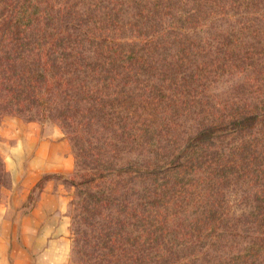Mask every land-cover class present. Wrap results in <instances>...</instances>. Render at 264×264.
Returning <instances> with one entry per match:
<instances>
[{"label": "trees", "instance_id": "trees-1", "mask_svg": "<svg viewBox=\"0 0 264 264\" xmlns=\"http://www.w3.org/2000/svg\"><path fill=\"white\" fill-rule=\"evenodd\" d=\"M260 1L0 0V116L56 119L76 143L91 124L111 135L107 151L85 138L72 174L82 218L99 217L88 264L264 263ZM242 59L255 78L221 96L212 84ZM114 139L134 152L122 165Z\"/></svg>", "mask_w": 264, "mask_h": 264}, {"label": "crops", "instance_id": "crops-1", "mask_svg": "<svg viewBox=\"0 0 264 264\" xmlns=\"http://www.w3.org/2000/svg\"><path fill=\"white\" fill-rule=\"evenodd\" d=\"M10 120L14 127L9 135L0 129V154L9 179L0 200V264H64L69 248L67 191L53 178L35 187L43 174L71 169L68 142L61 136L50 138L45 125L34 121L6 116L2 123Z\"/></svg>", "mask_w": 264, "mask_h": 264}, {"label": "rangeland", "instance_id": "rangeland-1", "mask_svg": "<svg viewBox=\"0 0 264 264\" xmlns=\"http://www.w3.org/2000/svg\"><path fill=\"white\" fill-rule=\"evenodd\" d=\"M256 7L257 8L261 7L262 9H264V0L256 3ZM203 22L206 23V21H203ZM215 24H217V22H215ZM232 51L234 54L236 53L238 55H242L241 51H236L234 49ZM201 54L203 56L204 55L209 56L208 60L206 61L207 64L216 63L213 61L214 54L211 52V50L209 51L208 54H203V53ZM255 68L258 72H261L264 74V71L262 70L261 66H258L257 64H255ZM231 70H232L231 74H228V76L226 77L227 83L222 81L223 83L219 82L216 85L212 84L213 90L215 89V91L221 96H224L226 94H232L233 92H235L236 90H239L241 87L244 86V83L248 79V77L251 79H254L255 78L254 76H256L255 71H253L252 67H249L245 59H242L240 62H236L235 67H233ZM139 113L145 116L144 114L145 112L142 109H140ZM6 116H15V118H18L24 121H34L40 124L41 126L45 125L44 128H46L45 132L47 133V136H49L50 138L61 136L68 142L69 149H70L69 152H70V156L72 159L71 169L67 173L43 174L38 180V182L40 183V187H41L45 179L53 178L57 182L63 184L62 188L67 191L66 195L68 198H67V203H66V215H67V221H68L67 229H68V238H69V248H68L67 258L64 264H88L90 263L92 259L87 260L86 255L83 252H80V248H82L83 250L84 248L91 249L92 244L96 242V238L94 236L92 229L90 228L89 222L99 217L93 216V218H90V219L87 217L82 218L83 216H81V213L79 212L80 207L76 203V190L74 186L71 185L72 184L71 182H73L72 177L74 176L72 174H75V172L79 169L80 170L87 169L85 165L86 163L84 164L85 161H84L83 155L85 154L82 151V149L85 150V153L88 154V149L86 148V144H89V142L85 141L84 139L86 138L87 140H90L91 146H94L97 148L101 147L103 150L107 151L106 150L107 148L103 146L101 141L104 136L108 137L111 135L107 133L98 124H91V125L86 126L87 130H84L85 132V134H83L84 138H82L79 141V143H76V141L72 140L71 138L74 135L73 130H70V128L66 126L64 122L60 123V121L56 119H52V120H49L48 118L45 119L40 114H37L35 112L27 113V115H16V114H11V113L1 114L0 129L3 130L4 133L8 132V135L11 132L10 129H13L14 127V122L10 120L8 123H4V122L2 123L3 118ZM178 123L179 125L176 127L177 131H175L176 135L174 134V131L172 132H173V136L176 138L175 142L181 147H184L185 145H188V142H187V139H185V136L187 137L190 135V132L192 130L191 121L185 119V120L178 121ZM180 136H184V137L182 138ZM3 138L10 140V138L4 137V136ZM115 141L116 139H114L111 142H108V141L106 142L107 144L111 143L112 145L115 146L116 150L118 151L116 152L117 157H113V156L111 157V155L108 152L105 153L106 154L105 156L108 157L107 159H109L112 163H114L115 166H117V165H122L124 163L125 158L127 157L129 158L133 156L134 152L131 149L121 150L120 147L122 146V143L119 144V142H115ZM0 162L2 165V169H3V172L0 173V200H1L2 194L5 192V190L7 189L9 185V179L4 169L1 154H0ZM35 188L37 189L38 187H35ZM35 188H33L30 191L26 200L24 201V204H26V206L31 203L33 195H34L33 191ZM193 202H194L193 200L188 201V206H190V210L194 207ZM234 204L235 203L233 200L230 206L233 205L234 211L237 212L238 210L237 208L239 206L234 205ZM234 234H237V233H234ZM231 240L239 242L236 247H238L240 244L243 243V240L239 241V239L236 236L231 237ZM95 259H96V256H95ZM91 263L94 264V262H91Z\"/></svg>", "mask_w": 264, "mask_h": 264}]
</instances>
